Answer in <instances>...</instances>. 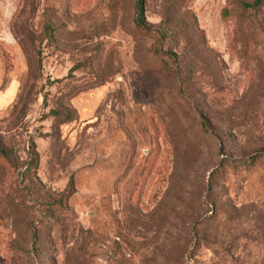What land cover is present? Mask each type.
<instances>
[{
  "label": "rangeland",
  "instance_id": "rangeland-1",
  "mask_svg": "<svg viewBox=\"0 0 264 264\" xmlns=\"http://www.w3.org/2000/svg\"><path fill=\"white\" fill-rule=\"evenodd\" d=\"M12 4L0 264H264V0Z\"/></svg>",
  "mask_w": 264,
  "mask_h": 264
},
{
  "label": "trees",
  "instance_id": "trees-1",
  "mask_svg": "<svg viewBox=\"0 0 264 264\" xmlns=\"http://www.w3.org/2000/svg\"><path fill=\"white\" fill-rule=\"evenodd\" d=\"M256 3H259L260 0H255ZM135 8H136V23L139 26H145V16H144V0H135ZM63 121V120H62ZM7 151L0 147V154L7 155Z\"/></svg>",
  "mask_w": 264,
  "mask_h": 264
},
{
  "label": "clouds",
  "instance_id": "clouds-1",
  "mask_svg": "<svg viewBox=\"0 0 264 264\" xmlns=\"http://www.w3.org/2000/svg\"><path fill=\"white\" fill-rule=\"evenodd\" d=\"M5 0H0V8L4 7ZM11 11H14L12 0H7V8L4 12V15L7 16L10 14Z\"/></svg>",
  "mask_w": 264,
  "mask_h": 264
}]
</instances>
